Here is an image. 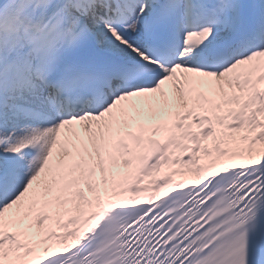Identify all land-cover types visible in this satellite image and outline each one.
<instances>
[{
	"label": "snow or ice",
	"instance_id": "1",
	"mask_svg": "<svg viewBox=\"0 0 264 264\" xmlns=\"http://www.w3.org/2000/svg\"><path fill=\"white\" fill-rule=\"evenodd\" d=\"M0 264H264V0H0Z\"/></svg>",
	"mask_w": 264,
	"mask_h": 264
},
{
	"label": "bare ground",
	"instance_id": "2",
	"mask_svg": "<svg viewBox=\"0 0 264 264\" xmlns=\"http://www.w3.org/2000/svg\"><path fill=\"white\" fill-rule=\"evenodd\" d=\"M175 167H178V166H174L169 170V172L173 171ZM173 181H176V180H179V179H185V177H181L179 175H173Z\"/></svg>",
	"mask_w": 264,
	"mask_h": 264
},
{
	"label": "rangeland",
	"instance_id": "3",
	"mask_svg": "<svg viewBox=\"0 0 264 264\" xmlns=\"http://www.w3.org/2000/svg\"><path fill=\"white\" fill-rule=\"evenodd\" d=\"M172 167H173V165H167V166H165V169H166L167 171H169Z\"/></svg>",
	"mask_w": 264,
	"mask_h": 264
}]
</instances>
